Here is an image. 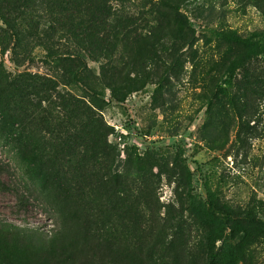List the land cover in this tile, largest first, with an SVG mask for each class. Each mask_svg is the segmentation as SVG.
<instances>
[{
    "label": "rangeland",
    "instance_id": "374dc122",
    "mask_svg": "<svg viewBox=\"0 0 264 264\" xmlns=\"http://www.w3.org/2000/svg\"><path fill=\"white\" fill-rule=\"evenodd\" d=\"M0 26L29 264H209L215 231L217 264H264V0H0Z\"/></svg>",
    "mask_w": 264,
    "mask_h": 264
},
{
    "label": "trees",
    "instance_id": "16d2710c",
    "mask_svg": "<svg viewBox=\"0 0 264 264\" xmlns=\"http://www.w3.org/2000/svg\"><path fill=\"white\" fill-rule=\"evenodd\" d=\"M93 20L95 15L92 14L91 17ZM4 31L0 26V45L7 41L12 40L14 38L15 42H20L23 40L20 36L12 34ZM92 31L90 26L87 27L85 38L92 39ZM260 32L258 35H262ZM0 221V264H29L25 253L27 252V239H25L24 235L15 233L11 235L9 232L10 229L4 226ZM18 230V229H16ZM213 235L207 238L206 247H207V259L209 264H217L224 259L223 256H220L219 250L215 247V243L217 240L223 239L222 232H212ZM39 239L40 238L39 236ZM42 241V240H41ZM29 243V242H28ZM192 264H196L195 262Z\"/></svg>",
    "mask_w": 264,
    "mask_h": 264
}]
</instances>
